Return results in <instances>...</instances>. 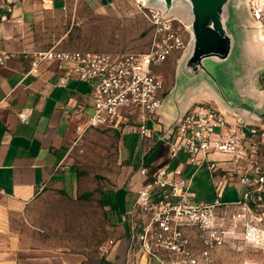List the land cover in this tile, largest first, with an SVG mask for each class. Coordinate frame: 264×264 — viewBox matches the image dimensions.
<instances>
[{"label":"crops","instance_id":"obj_1","mask_svg":"<svg viewBox=\"0 0 264 264\" xmlns=\"http://www.w3.org/2000/svg\"><path fill=\"white\" fill-rule=\"evenodd\" d=\"M93 1L99 5L106 0ZM67 6L66 0H0V52L16 55L5 66H0V264H150L138 251L137 243L133 254L129 251L136 233L147 222L135 207L141 187L140 176L134 191H122L116 198L112 212L120 221L121 234L104 260L82 253L34 247L15 229L16 219L48 187L56 186L67 192L74 190L76 173L72 161L82 146L91 145L88 140L91 132L104 129L92 128L84 134L78 133L77 128L85 127L92 114V86L77 80L70 65L43 63L38 73H29L30 54L60 49L66 34L59 33V28L63 25ZM180 17L187 18L185 15ZM240 21L243 28L239 33L237 66L230 83L226 84L232 86L233 91L228 93L224 89L231 101L243 103L242 109L236 110L241 119L264 129V90L261 85L264 39H260L264 32L251 34L246 23ZM253 24L257 27L254 21ZM178 55L180 62L181 55ZM178 55L170 59L175 61ZM177 70L170 83L163 76L166 78L163 107L157 121L148 123V137L144 138L138 132V114L126 113L120 122L124 127L119 130L123 132V143L125 137L137 135V152L133 159L137 157L141 167L180 169L182 179L191 183L192 200L212 202L216 197L215 184L220 183L222 201L235 202L240 198L239 177L245 172L244 162H241V169H236L231 157L212 154L209 158L218 167L212 173L200 156L201 165L191 163L184 153L172 157L169 143L162 140L170 134L180 116L197 107H214L228 120H233V109L206 81L199 80L188 88H180ZM155 72L160 74V67ZM20 113L28 114L27 123L20 121ZM131 123H137L138 131ZM259 160L264 166V147L260 150ZM202 173L211 182L209 195L205 198L195 192V186L201 188L198 180ZM170 178L173 179V175ZM230 182L239 186V196L224 201L225 189ZM186 236L191 249L198 254L202 246L197 231L188 227Z\"/></svg>","mask_w":264,"mask_h":264},{"label":"built area","instance_id":"obj_2","mask_svg":"<svg viewBox=\"0 0 264 264\" xmlns=\"http://www.w3.org/2000/svg\"><path fill=\"white\" fill-rule=\"evenodd\" d=\"M137 7L153 28L151 47L147 52L93 53L50 49L30 54V74L38 73L43 63L70 65L72 75L92 86V114L83 128L119 127L124 114H138L139 133L149 135V122L157 121L163 103L165 79L157 74L159 68L173 54L186 52L191 36L186 24L161 8L139 4ZM253 21L264 32V0H247ZM16 57L0 52V66ZM264 90V71L261 76ZM20 121L27 123L28 114L20 113ZM228 120L218 109L197 107L183 114L170 134L162 139L169 143L170 154L188 155L190 162L200 164L202 157L209 172H216L212 154L232 158L236 169L246 164L239 177L240 198L235 202L222 201L221 184H215V199L203 202L191 199V183L182 179V171L141 167V187L135 207L147 222L134 237L129 248L133 254L136 243L139 252L150 264H214V253L228 243L241 238L253 249H264L263 218L257 214L264 208V166L259 154L264 147V129L251 126L232 116ZM214 137H217L216 139ZM173 175V179L170 176ZM197 231L201 249L196 254L186 236V228ZM112 241L102 247L109 254ZM129 253V254H130ZM256 264V263H250Z\"/></svg>","mask_w":264,"mask_h":264},{"label":"rangeland","instance_id":"obj_3","mask_svg":"<svg viewBox=\"0 0 264 264\" xmlns=\"http://www.w3.org/2000/svg\"><path fill=\"white\" fill-rule=\"evenodd\" d=\"M66 1V16L59 28V33L63 31L66 36L59 50L143 53L150 49L153 28L138 9L136 0H106L104 5L102 1L95 5L93 0ZM176 13L184 16L181 9ZM238 15L249 32L257 34L246 0H240ZM171 57L160 66L159 72L169 83L180 59L179 55L175 61ZM210 71L217 77L215 68L210 67ZM130 125L138 131L137 123ZM122 127L119 124L115 129L93 130L87 136L91 145L82 146L72 161L76 173L74 190L48 187L16 219V232L25 241L34 247L105 259L108 254H104L102 247L110 241L115 245L121 234L120 221L112 212L116 198L122 191H134L140 176L141 164L137 157L133 159L137 135L125 137L124 146L123 132L119 131ZM198 183L201 188L195 186L196 194L207 197L210 180L202 173ZM225 192L224 201L234 200L239 196V186L230 182ZM257 214L263 218L264 227V208L258 209ZM213 259L214 264H264V249H253L238 238L220 248Z\"/></svg>","mask_w":264,"mask_h":264},{"label":"water","instance_id":"obj_4","mask_svg":"<svg viewBox=\"0 0 264 264\" xmlns=\"http://www.w3.org/2000/svg\"><path fill=\"white\" fill-rule=\"evenodd\" d=\"M138 2L145 6L161 8L165 13L178 18L181 17L176 10L183 11L187 16L183 21L191 39L177 68L179 87L185 89L196 81H206L233 109L232 116L245 122L236 111L242 109L243 103L231 101L224 89L226 88L227 92L233 91V87L230 88L226 84L230 83L235 72L240 51L239 33L243 28L238 15L240 0H138ZM256 29L258 32L262 31L258 26ZM260 39L263 40L264 36H260ZM210 67L215 68L217 77L212 74Z\"/></svg>","mask_w":264,"mask_h":264}]
</instances>
